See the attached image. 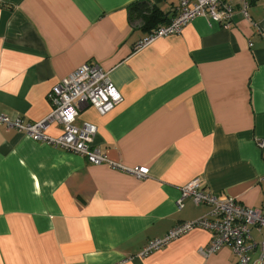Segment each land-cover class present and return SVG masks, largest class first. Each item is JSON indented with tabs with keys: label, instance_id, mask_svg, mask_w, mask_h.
Here are the masks:
<instances>
[{
	"label": "crops",
	"instance_id": "obj_1",
	"mask_svg": "<svg viewBox=\"0 0 264 264\" xmlns=\"http://www.w3.org/2000/svg\"><path fill=\"white\" fill-rule=\"evenodd\" d=\"M137 1L144 9L130 12ZM249 2V19L236 5L228 27L197 16L135 48L179 0H0V113L41 120L53 86L96 62L123 99L103 115L83 105L76 123L96 126L92 145L110 159L148 172L94 165L0 124V264H237L226 245L202 253L211 233L201 227L137 254L208 213L190 198L176 207L193 178L264 210V0ZM153 8L162 20L147 29Z\"/></svg>",
	"mask_w": 264,
	"mask_h": 264
},
{
	"label": "built area",
	"instance_id": "obj_2",
	"mask_svg": "<svg viewBox=\"0 0 264 264\" xmlns=\"http://www.w3.org/2000/svg\"><path fill=\"white\" fill-rule=\"evenodd\" d=\"M236 5L242 16L249 19V0H179L178 11L170 21L150 31L135 44V48L144 47L165 35L180 34L183 27L197 16H204L210 22L228 27ZM122 99V94L111 80L108 71L98 63L88 61L63 76L53 86L48 93L51 109L44 118L25 122L20 117L11 118L0 113V124L6 129L18 130L32 140L78 154L91 164H104L135 178L144 179L148 176L145 167L126 166L110 159L98 147L92 145L96 133L94 124L76 123L83 105L92 106L103 115L117 106ZM54 125L59 126L61 130L55 136L47 132L48 128ZM258 145L264 147V140L258 141ZM186 198L196 204L208 205V213L192 220L181 221L163 236L149 239L137 256H146L193 228L201 227L211 233V241L202 250L205 256L226 245L235 254L237 264H264V210L244 205L233 197L210 192L200 177L180 186V195L176 201L178 210L183 207ZM252 228L263 235L259 240L252 237ZM255 249L258 251L257 255L252 257Z\"/></svg>",
	"mask_w": 264,
	"mask_h": 264
},
{
	"label": "trees",
	"instance_id": "obj_3",
	"mask_svg": "<svg viewBox=\"0 0 264 264\" xmlns=\"http://www.w3.org/2000/svg\"><path fill=\"white\" fill-rule=\"evenodd\" d=\"M143 5H144V2L137 1L134 5L130 6V12L137 11L138 13H141L142 10L144 9ZM144 20H145V28L148 29V28H152L155 25H157L162 20V18L160 16L159 10L153 8L150 11V14L144 17Z\"/></svg>",
	"mask_w": 264,
	"mask_h": 264
}]
</instances>
